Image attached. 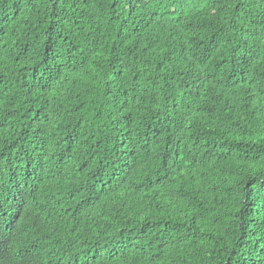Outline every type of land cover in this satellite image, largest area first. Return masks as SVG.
Wrapping results in <instances>:
<instances>
[{
  "label": "trees",
  "instance_id": "1",
  "mask_svg": "<svg viewBox=\"0 0 264 264\" xmlns=\"http://www.w3.org/2000/svg\"><path fill=\"white\" fill-rule=\"evenodd\" d=\"M0 264H264V0H0Z\"/></svg>",
  "mask_w": 264,
  "mask_h": 264
}]
</instances>
